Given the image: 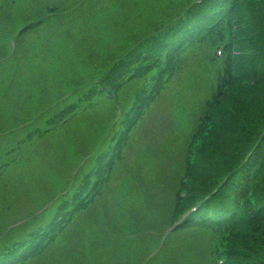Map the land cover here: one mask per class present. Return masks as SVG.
<instances>
[{
  "label": "trees",
  "instance_id": "1",
  "mask_svg": "<svg viewBox=\"0 0 264 264\" xmlns=\"http://www.w3.org/2000/svg\"><path fill=\"white\" fill-rule=\"evenodd\" d=\"M65 1L70 8L74 5L67 26L46 39L52 41L59 66H72L76 72L84 68L86 73L71 79L69 107L50 124L59 125L67 112L76 117L96 99L112 102L110 121L98 128L87 153L71 143L77 157L89 154L69 173L58 201L10 229L0 217V264H25L61 236L73 231L72 239L78 241L89 225L100 222L106 226H100L94 239L95 251L123 246L122 220L127 222L125 232L151 230L132 238L135 247L127 249L137 257L129 264H142L145 257L137 247L159 238L153 233L155 221L164 222L163 236L193 205L198 210L172 231L177 237L174 255L192 264H220L223 254L224 264H264V0H142L137 6L130 0L132 10L125 11L129 20L141 16L148 29L131 43L113 36L114 24L125 18L117 2L110 0L111 5H96L89 12V0ZM37 8L41 19L64 10L56 4ZM19 9L28 21L21 36L38 24L33 7L1 0L0 27L5 33L23 21ZM77 12L84 19L81 29ZM108 14L110 20L102 23ZM86 36L93 51L89 59L97 55L99 63L74 53L81 46L78 40ZM42 45L40 63L51 53L45 41ZM3 46L0 41L8 56L0 62L1 86L9 75L22 79L36 73L18 74L24 46L18 44L13 51L7 43ZM110 50L116 56L112 66ZM63 71L68 77L69 69ZM179 109L185 112L187 132L182 131ZM6 172L0 163V178ZM117 182L129 183L128 192L135 197L124 215L111 203L112 195L119 194L113 188ZM6 186L0 183V200L9 197L11 188ZM153 206L160 208L159 219L150 211ZM80 252L73 249L67 258L77 259ZM164 256L160 253L154 262Z\"/></svg>",
  "mask_w": 264,
  "mask_h": 264
},
{
  "label": "rangeland",
  "instance_id": "2",
  "mask_svg": "<svg viewBox=\"0 0 264 264\" xmlns=\"http://www.w3.org/2000/svg\"><path fill=\"white\" fill-rule=\"evenodd\" d=\"M21 1L23 2L21 4L24 6H29L38 0ZM113 1L118 3L116 7L119 10H124L123 14L121 13L120 15L125 17L121 19L120 22L118 21L114 24L112 28L114 38H116L118 42L122 40L131 43L143 37L148 29L146 30L145 26H143L144 24L141 23V16L137 17V20H129L131 17L125 12L132 10L130 8V0ZM141 1L142 0H133L132 2L134 6H137ZM39 2L51 6L56 4L64 10L60 13L46 15L41 19L42 11H39L40 9L36 7L33 8L32 16L36 18L34 21H37L38 24L31 32H27L21 36L19 46L23 47L28 42L33 44L31 48L27 45L23 47V62L19 67L20 70L18 69L17 71L18 74L24 75L29 73L28 70L36 69L37 71L26 78L23 76L22 79H19V75L16 77L10 76L8 81H5L2 86L0 85V94L4 92V94L0 96V148H6V153L2 155V161L8 163L7 170H9L0 178V183L8 185L11 188L9 197L0 200V217L3 225L8 223L6 229L23 223L26 218L32 216L40 209L47 207L49 203H53L57 199V195H52L53 192H64L63 190L68 185L67 180L69 179V173L75 166H77L75 169L76 171L89 154L80 157L77 162L78 165L76 164L73 166L77 161V154L73 151L75 145H71V143L74 142L82 152L87 153L94 147V141L96 137L99 136L98 128H102V123L107 124L110 121L112 102L106 100L103 104L101 100L96 99L93 100L91 104L87 102L85 104V112H80L76 117H70L67 112V117L64 118L59 125L50 124V121L56 115H59L61 112H66L69 107L68 90L71 86V79L75 75H83L86 72L84 68L79 69L80 71L77 69L76 72L72 66H59L58 61L54 59L56 51L54 54L52 53V41L48 42L47 40L49 38L46 39L54 31H61L67 26L68 12L74 5L70 8L71 3L65 0H40ZM88 3L89 6H87V11L89 12V8L96 9V5H111L110 0H89ZM17 4H20L19 0H17ZM17 14L20 17L22 10L19 9ZM80 15L81 12H77L81 29L84 19L80 18ZM109 16L108 14L102 23L109 21ZM16 29L17 26H15L14 30ZM10 33H5L4 29L0 27V37L2 38L0 41L3 42L4 46H6V43H9ZM41 36H45V38ZM40 40H44L46 49L51 51L48 60L42 63L39 62L37 56L38 51L44 49ZM79 41L80 39L78 40V44L81 46H79L78 50L74 51V53L81 54L88 62L91 53H93L89 48L91 38L86 36L80 42ZM72 43L78 45L75 44V41ZM105 43L111 48L114 47L109 40ZM107 44H104V46ZM36 49L38 51H36ZM59 49L61 51L63 49L65 50L61 45ZM0 50H2V47H0ZM109 55L112 58L110 63V66H112L116 61V56L111 50ZM89 60L94 63H99L100 57L94 55V57ZM67 61L70 62V60ZM5 64L6 62L1 65ZM68 69L69 74L67 77V73L63 70ZM10 74H12V72ZM30 82H32L31 85ZM14 85L15 88H13ZM178 112L182 119L180 123L182 131L187 132L188 125L185 118L182 117V110L179 109ZM35 130L37 132H34ZM39 130L41 132H39ZM30 134L32 135L30 136ZM217 137L222 138L223 134H218ZM138 142H141V140L139 139ZM17 150H19V153H17ZM8 186L6 187L9 188ZM131 190L136 194L139 193L137 189ZM121 195L123 198L128 196L127 186L123 185L121 187ZM134 198L135 197L131 195V197L125 199L124 203L113 197L112 203H114L116 207L120 204H128ZM148 205H150L149 198ZM130 206L131 204L127 206L125 211L129 210ZM141 210L145 215L147 209L142 207ZM150 211L154 218L159 219L157 217V214L160 212L159 207L153 206L150 208ZM48 212L49 210L45 211L44 215H47ZM92 213L89 214L91 215ZM17 218L22 219L13 222V220ZM132 221L133 218L130 217V223ZM125 222L121 224L124 227L120 232V237L123 240L122 243L126 242L123 246L117 248L114 246H104L95 251L96 243L94 239L100 230V226L105 225L102 224L103 222H100L98 225H89V227L80 234L78 241L72 239L75 233L73 231L68 233L66 237H64V235L61 236L59 242H55L48 246L44 252L27 264H117L118 260L126 261V264H129L137 258L133 253L127 251L129 248L135 247V242L132 238L140 234H147V232L151 230H141L139 233L125 232V226L127 225ZM163 227L164 222L162 220L159 219L155 221L153 228L155 231L153 233L157 234L159 238L152 241H144L137 247V249L141 251L142 256L148 257V263L150 264H192L189 259H186L182 255H174L177 237L172 232L167 234L168 245L165 247L163 246L165 239L163 236H160L162 232L160 230H162ZM108 228H112V225ZM114 230L117 232L116 227ZM163 232L165 233V231ZM73 249L77 251L81 250L79 258L74 260L70 258L69 260L67 256ZM160 253L166 256H164V259L154 262V259Z\"/></svg>",
  "mask_w": 264,
  "mask_h": 264
}]
</instances>
